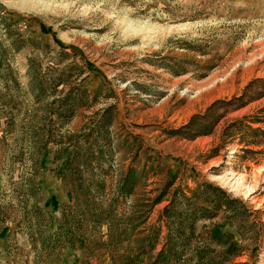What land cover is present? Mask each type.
I'll return each mask as SVG.
<instances>
[{
  "label": "rangeland",
  "instance_id": "obj_1",
  "mask_svg": "<svg viewBox=\"0 0 264 264\" xmlns=\"http://www.w3.org/2000/svg\"><path fill=\"white\" fill-rule=\"evenodd\" d=\"M166 237L161 264H264V0H0V264H149Z\"/></svg>",
  "mask_w": 264,
  "mask_h": 264
},
{
  "label": "trees",
  "instance_id": "obj_2",
  "mask_svg": "<svg viewBox=\"0 0 264 264\" xmlns=\"http://www.w3.org/2000/svg\"><path fill=\"white\" fill-rule=\"evenodd\" d=\"M63 104H65L63 102ZM134 172L135 169L130 168L128 171H126L125 176L122 179L121 185L119 187V191L122 194H129L132 192V189L134 187V181H133V176H134ZM200 186H205L207 187H211L212 184H208L207 182H202L200 184ZM214 190H219L221 192V194H223L224 196H228L227 193L225 191H223L222 189L218 188V187H214ZM213 203H214V207L216 209H218L222 203V198L220 195H214L213 196ZM160 202V197H157L155 199V203ZM226 205L228 206V208H235L236 204H243L244 206L246 205V202L241 200L238 197H233V198H227V200L225 201ZM154 202L152 203H147L145 202L143 199H139L136 203L133 204L132 206V212L131 215L129 217V227H131L132 230H136L137 228H139L142 224L146 223V220L150 214V211L152 209ZM203 217H210L208 215L203 214ZM180 225L178 226V229H176V234L178 232L179 234H182V225L181 222L179 223ZM67 228V227H66ZM151 231L149 230V227H145L143 230H140L139 233H145V231H148V233L145 235V238L143 240L144 244L141 246L142 250H145L147 246H149L150 249H154L156 244L159 241V236L161 234V227H150ZM69 230V228H67ZM71 243V240H69ZM177 242H175V240L173 239H168V237H166L165 243L163 244L162 249L158 252V254L156 255V259L155 261L150 262L149 264H161L163 263L165 260H169L172 257H175V255L178 253L175 246H176ZM203 251V249H198V251L196 252L197 255H201V252ZM164 260V261H163ZM130 264V263H127Z\"/></svg>",
  "mask_w": 264,
  "mask_h": 264
}]
</instances>
